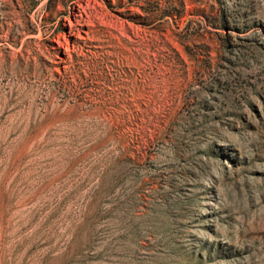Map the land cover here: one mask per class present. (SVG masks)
Segmentation results:
<instances>
[{
  "label": "rangeland",
  "instance_id": "374dc122",
  "mask_svg": "<svg viewBox=\"0 0 264 264\" xmlns=\"http://www.w3.org/2000/svg\"><path fill=\"white\" fill-rule=\"evenodd\" d=\"M0 264H264V0H0Z\"/></svg>",
  "mask_w": 264,
  "mask_h": 264
},
{
  "label": "trees",
  "instance_id": "16d2710c",
  "mask_svg": "<svg viewBox=\"0 0 264 264\" xmlns=\"http://www.w3.org/2000/svg\"><path fill=\"white\" fill-rule=\"evenodd\" d=\"M61 85H60V87L63 89V91H65L67 93H69V91H74L75 92V91H77V89H79L81 87L80 83H77V84L70 83V87H71L70 89L68 88L69 86H64V84H61Z\"/></svg>",
  "mask_w": 264,
  "mask_h": 264
}]
</instances>
